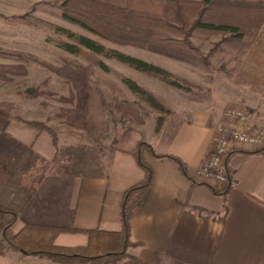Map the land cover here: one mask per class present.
Segmentation results:
<instances>
[{
	"label": "crops",
	"instance_id": "0c3cea01",
	"mask_svg": "<svg viewBox=\"0 0 264 264\" xmlns=\"http://www.w3.org/2000/svg\"><path fill=\"white\" fill-rule=\"evenodd\" d=\"M29 120L34 119L0 116V187L10 179L23 198L17 218L5 217L11 221L7 233L0 228V264H90L23 255L7 236L25 224L118 232L122 195L144 173L122 148L110 150L100 165L90 160L85 168H56L51 135ZM214 125L193 118L164 125L158 136L145 139L156 152L178 157L184 170L170 158L146 156L153 180L146 201L130 213L132 245L116 264H264V151H232L226 159L228 183L214 189L198 174L212 151ZM10 190L4 198H11ZM87 242L81 232L54 238L59 246Z\"/></svg>",
	"mask_w": 264,
	"mask_h": 264
},
{
	"label": "rangeland",
	"instance_id": "374dc122",
	"mask_svg": "<svg viewBox=\"0 0 264 264\" xmlns=\"http://www.w3.org/2000/svg\"><path fill=\"white\" fill-rule=\"evenodd\" d=\"M62 1L0 0V63L26 68L25 75L0 82V111L6 116L37 119L55 132L56 168L64 169L72 162L85 168L90 160L100 165L112 142V147L133 150L153 133L158 136L164 125L172 127L176 122L203 117L216 126L230 107L243 109L256 127L264 129V26L250 42L229 35L208 41L193 39L200 58L106 44L169 70L184 86L179 88L81 47L67 34H90L61 17ZM63 43L78 46L79 51L69 53L61 47ZM56 69L84 75L89 85L103 91L106 102H131L138 116L123 117L115 110L99 113L95 98L92 114L104 121L105 132L101 141H91L84 131L67 125L57 115L59 108L69 106L61 99L68 97L70 84ZM127 79L153 95L163 108H153L131 92ZM28 88L34 96L26 95Z\"/></svg>",
	"mask_w": 264,
	"mask_h": 264
},
{
	"label": "trees",
	"instance_id": "16d2710c",
	"mask_svg": "<svg viewBox=\"0 0 264 264\" xmlns=\"http://www.w3.org/2000/svg\"><path fill=\"white\" fill-rule=\"evenodd\" d=\"M61 10V17L64 20L81 27L90 34H67L73 37L81 47L91 53L115 58L139 72L155 76L179 88L184 86L169 70L109 48L106 44L113 43L151 49L168 55L200 58L201 53L194 45L193 39L208 41L213 37L229 35L238 40L250 42L264 26V0H63ZM61 47L69 53L79 51L78 46L69 43H63ZM56 70L70 84L68 97L61 99L69 106L59 108L57 115L63 118L67 125L84 131L91 141L96 143L101 141L105 132L104 121L101 118H95L92 114V102L95 98L98 99V105L101 107L99 113L115 110L123 117L138 116L131 102H106L103 91L89 85L84 75L74 71L66 73L63 70ZM25 74L26 68L23 65L0 63V82ZM125 82L131 92L144 99L151 107L163 108L153 95L135 81L127 79ZM25 93L27 96H34L32 88L26 89ZM0 116L7 117L2 111ZM27 122L47 131L56 148V134L48 125L37 120ZM2 139L1 136L0 140ZM112 144L114 145V142ZM113 145L109 146L110 150L118 149L112 147ZM127 151L134 156L144 176L122 195L120 231L107 232L99 229L25 224L12 237L7 236L9 244L23 255L39 256L50 260L78 259L90 264L118 263L127 255L126 249L132 245L129 241L130 213L135 206L146 201L153 180L154 170L146 156L170 158L178 163L182 171L184 170V164L178 157L156 152L145 140L139 141L135 149ZM260 151H264V148ZM68 164L64 169L80 165L78 163L75 165L74 162ZM14 184L15 182L12 183L10 179H7L0 187V228L5 233L11 225L10 222L17 218L23 202V198L17 197L18 191L13 188ZM8 188L11 189L10 199L4 198L5 190ZM19 188L25 189L23 185ZM7 215L11 217L9 223L5 222ZM60 232L84 233L88 238L87 245L78 247L56 245L54 238Z\"/></svg>",
	"mask_w": 264,
	"mask_h": 264
},
{
	"label": "built area",
	"instance_id": "2783aa9c",
	"mask_svg": "<svg viewBox=\"0 0 264 264\" xmlns=\"http://www.w3.org/2000/svg\"><path fill=\"white\" fill-rule=\"evenodd\" d=\"M264 148V129L256 127L241 108H227L215 126L212 151L198 170L201 180L217 190L225 189L229 175L226 157L233 150H260Z\"/></svg>",
	"mask_w": 264,
	"mask_h": 264
}]
</instances>
